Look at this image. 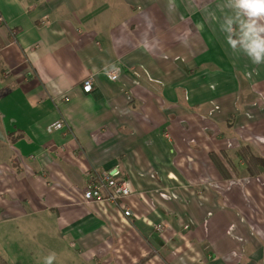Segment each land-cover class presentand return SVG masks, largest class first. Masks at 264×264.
Listing matches in <instances>:
<instances>
[{
    "label": "crops",
    "instance_id": "1",
    "mask_svg": "<svg viewBox=\"0 0 264 264\" xmlns=\"http://www.w3.org/2000/svg\"><path fill=\"white\" fill-rule=\"evenodd\" d=\"M0 17V264H264V167L239 156L264 159V56L244 36L264 16L0 0ZM103 170L133 189L119 206L83 198Z\"/></svg>",
    "mask_w": 264,
    "mask_h": 264
},
{
    "label": "built area",
    "instance_id": "2",
    "mask_svg": "<svg viewBox=\"0 0 264 264\" xmlns=\"http://www.w3.org/2000/svg\"><path fill=\"white\" fill-rule=\"evenodd\" d=\"M1 20V17H0ZM111 79H116L117 76L113 73L108 75ZM92 81L86 80L84 89L87 92L92 90ZM67 126L62 120L55 121L50 124L48 129L50 132L58 129H65ZM133 194V189L128 185V182L119 178L116 173L111 170H103L92 175L90 183L83 191V198L86 201H110L119 206V200L125 196ZM124 215L129 217L132 211L129 208H123ZM159 231L164 229L162 224L156 226Z\"/></svg>",
    "mask_w": 264,
    "mask_h": 264
},
{
    "label": "clouds",
    "instance_id": "3",
    "mask_svg": "<svg viewBox=\"0 0 264 264\" xmlns=\"http://www.w3.org/2000/svg\"><path fill=\"white\" fill-rule=\"evenodd\" d=\"M239 7L245 9L249 17L264 16V0H239ZM261 32H264V26H257L256 21L252 20L244 33L246 47L257 62L264 56V37L260 35ZM232 43L234 45L235 41ZM52 258L49 256L46 264H51Z\"/></svg>",
    "mask_w": 264,
    "mask_h": 264
},
{
    "label": "trees",
    "instance_id": "4",
    "mask_svg": "<svg viewBox=\"0 0 264 264\" xmlns=\"http://www.w3.org/2000/svg\"><path fill=\"white\" fill-rule=\"evenodd\" d=\"M239 156L241 157L242 160L244 159L245 162H247L248 165L247 169H250L251 176H256L261 173L260 169L259 168L257 169L256 167L258 166L264 167V159H262L261 157L253 156L244 147L239 149ZM253 163L255 164L256 167H254Z\"/></svg>",
    "mask_w": 264,
    "mask_h": 264
},
{
    "label": "rangeland",
    "instance_id": "5",
    "mask_svg": "<svg viewBox=\"0 0 264 264\" xmlns=\"http://www.w3.org/2000/svg\"><path fill=\"white\" fill-rule=\"evenodd\" d=\"M204 3H205V2H204ZM126 15H127L126 13L123 14V16H122L123 19H125V16H126ZM0 262H2V260H0Z\"/></svg>",
    "mask_w": 264,
    "mask_h": 264
}]
</instances>
